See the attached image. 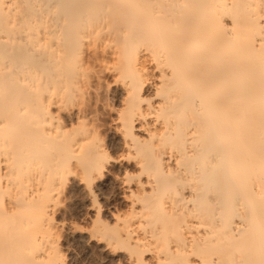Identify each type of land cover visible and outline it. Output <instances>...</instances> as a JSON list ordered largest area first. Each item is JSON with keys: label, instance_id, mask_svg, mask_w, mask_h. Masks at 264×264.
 I'll return each mask as SVG.
<instances>
[{"label": "bare ground", "instance_id": "6f19581e", "mask_svg": "<svg viewBox=\"0 0 264 264\" xmlns=\"http://www.w3.org/2000/svg\"><path fill=\"white\" fill-rule=\"evenodd\" d=\"M80 187L104 259L264 264V0H0V264H71Z\"/></svg>", "mask_w": 264, "mask_h": 264}, {"label": "rangeland", "instance_id": "374dc122", "mask_svg": "<svg viewBox=\"0 0 264 264\" xmlns=\"http://www.w3.org/2000/svg\"><path fill=\"white\" fill-rule=\"evenodd\" d=\"M104 96L105 94H102L101 97L104 98ZM91 110H92L91 111L92 117L89 119V121L97 120L95 122H98L99 125L102 123V121L106 120V118L100 116V114L102 113V107L96 104V102H93V104L91 105ZM105 132L107 131L104 130V132L102 133L103 138L104 135L106 134ZM111 151L113 152V155H117L116 153H118V155L120 154L119 153L120 149L114 144L111 145ZM96 193H97L98 204L101 203L100 206L101 205L104 206V207L101 206L103 213L106 208H110L111 211L113 210L114 212H117L119 210L122 211L126 209V204L123 202L122 198L120 197L121 195L120 189L114 181L110 179L108 181H105L97 188ZM61 199L62 200H59L61 201V204H59L60 202H58L59 210L57 211L55 218L56 220L59 219L60 220L59 222L63 223L64 227L62 228L61 231L62 233H61L60 245L63 251L65 250L67 259L69 261L71 260L70 263L71 264H117L111 259H107V258L104 259V255H101L96 248L86 247L84 246L83 243L79 241L80 238L78 236L79 235L78 232L84 230L85 229L84 226L91 225L92 224L91 217L92 215L94 216L96 214L94 211L90 210L89 199L86 197V194L83 191L82 187L69 189L65 193V196L64 194L61 196ZM86 212H89V214H87ZM86 217L87 219L85 221ZM71 224L73 225L71 226ZM76 225L79 226L82 225V229L80 228L81 230H78L79 226H77L75 231L72 230V227L74 229ZM90 227L92 226L86 228L89 229ZM73 232H75V234L72 235Z\"/></svg>", "mask_w": 264, "mask_h": 264}]
</instances>
